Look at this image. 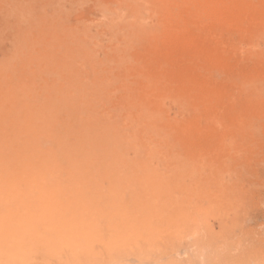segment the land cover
Instances as JSON below:
<instances>
[{
    "label": "rangeland",
    "instance_id": "rangeland-1",
    "mask_svg": "<svg viewBox=\"0 0 264 264\" xmlns=\"http://www.w3.org/2000/svg\"><path fill=\"white\" fill-rule=\"evenodd\" d=\"M155 1L149 6L147 0H0V65L11 63L21 73L32 74L39 64L59 66L62 58L63 63L75 64L83 81L70 80V86L62 80L68 75L65 72H59L64 77L55 80L61 70L57 66L55 74L42 77L46 81L28 80L34 86L30 87V102L56 100V108L61 104L69 110L70 106L69 111L55 108V118L59 124H74V119L84 122L85 116L78 112L84 97H97L92 108L100 116L94 114L95 118L114 121L127 137L124 162H115H129L127 167H116L118 172L114 170L112 176L111 172L94 175L96 183L90 180L81 189L85 196L88 191L91 196L97 193L95 205L101 199L114 201L115 220L126 217L127 226L139 234L31 236L30 241L29 236H2L0 251H7L4 246L10 238L9 256L16 248L20 262L16 255L5 260L8 253L1 252L0 264H264V0ZM133 2L138 15L131 12ZM127 22L130 29L131 24H138L137 31L130 32L128 24H123ZM82 44L89 54L84 61L74 47ZM68 47L75 54L71 56ZM96 78L107 89L101 91L94 85ZM46 84L58 89L52 91ZM56 91L59 94H50ZM177 161L184 166L178 170L180 175L172 168ZM136 163L140 167L145 163V167L139 170ZM147 165L155 174L151 168L145 171L149 176L143 174ZM3 176L0 219L5 212L4 220L15 212L9 205L11 195L27 192H18L16 184L12 187L4 181L11 175ZM32 192L27 196L40 199L47 195L38 198V192Z\"/></svg>",
    "mask_w": 264,
    "mask_h": 264
},
{
    "label": "bare ground",
    "instance_id": "bare-ground-1",
    "mask_svg": "<svg viewBox=\"0 0 264 264\" xmlns=\"http://www.w3.org/2000/svg\"><path fill=\"white\" fill-rule=\"evenodd\" d=\"M130 2H132V1H130ZM147 2L150 3V0L149 1L147 0ZM153 2H151L148 5L149 6L152 5ZM128 5H130V6H128ZM128 5L126 7L132 8L131 4H128ZM133 5H134V9L132 8L131 12L132 11L133 12H136V11L139 12L138 10H135L136 9L135 3ZM149 6H148V8H149ZM144 8L146 9L145 6H144ZM17 14H16V16H17ZM133 15H135V14L133 13ZM137 15H138V13H137ZM123 24L129 25V26L127 25V28L130 30V32H132L131 30L134 31V29H136L135 31H137V28L139 26L138 24H136V25L131 24L132 29H130V24L128 22L123 23ZM134 25H135V28H134ZM6 27H5V29H6ZM139 28H141V27H139ZM2 29H4V28H2ZM138 30H140V29H138ZM255 30H257V29H255ZM255 30H253V31H255ZM1 32L3 33L4 31L1 30ZM48 33H50V31L47 32V34ZM253 33H255V32H253ZM249 34H250V32H249ZM52 36H54V34ZM18 37H20V36H18ZM52 39H53V37H52ZM71 39H73V38H71ZM47 41L49 42L50 39ZM71 42H69V43L71 44ZM66 45L67 44L65 43V45H64L65 48H66ZM79 46H78V48H77V46H74V47H76L78 53L80 52L82 54L81 56L83 58H81V59L86 60L87 59L86 56L88 57L89 54L83 48V44L80 47ZM72 47H73V45H72ZM72 47L67 48V49H69V52H71ZM52 50H53V48H52ZM74 51H76V50H74ZM74 51H72L73 54H75ZM72 52L70 53L71 56H72ZM50 53L53 54L54 51L50 52ZM57 54L58 53H56V55ZM65 54H67V52ZM45 56H46L47 60L49 61L47 54ZM48 56H49V53H48ZM67 56L68 55H66L65 57H67ZM65 57H64V60L66 61ZM69 57H70V55H69ZM73 57H76V56H73ZM50 58H52V57H50ZM57 58H61V57H57ZM61 59L60 60L58 59V61H60L62 64H59V66L57 65L58 68L60 67L61 70H59L57 68L59 71L57 70V76H56L55 80L58 79V76L61 79L64 77V76L61 77L59 75V72H60V74L65 72L68 74V75H66V77H67V80L69 81V83L65 79L66 77L62 79L65 81L64 83L67 82V84L70 85V80H71V83H73L72 80H76V81L81 80V81H79V83L80 82L83 83L82 79L78 76V74H79L78 68L75 66V64H72L73 62L70 61V60H72V58L70 57V60H69L70 62H65V63H63L61 61ZM40 60H41V58H40ZM75 60H73V61H75ZM44 61H46V60H44ZM89 62H91V61L89 60ZM80 65L82 67V63ZM56 67H55V63H48L47 62V63H43V65L39 64L38 66H36V70L32 74L31 73L25 74V73H21L20 70L18 69V67L16 65L11 64V63L10 64L5 63V64L0 65V174H2V175L4 174V176H5V174H7L8 176L11 175V178L9 177L8 179H5L4 181L11 182L12 185L16 184L17 188L15 187V190L17 189L18 192H20V191L27 192L25 195H21V194L18 195L16 193L17 191H15V190H14L15 192L13 191V193H16L15 194L16 198L14 199L15 195H11L12 197L14 196L13 198L11 196L10 197L13 199L12 204H14V206L12 204H10L11 202L9 203L7 201L8 199H5L7 201V204L9 203L10 206L15 208V212H13L12 215L10 214L11 217L8 214V218L4 219V220L2 218H4L5 212H3V215H2L3 217H1L2 220L0 219V237H2V236H7V237H9V236L10 237L11 236H14V237L15 236H19V237L20 236H29L28 239L30 241L31 236H136V235H139L136 233H135L136 235L134 234L135 228H132L133 229V231H132V229L130 227H128L129 224L126 223V220H125L126 217L122 218V220L124 219L125 222H123L124 220L123 221L115 220V219H117L115 217L118 215L117 214L118 212L113 213L115 210L117 211V209H115V207L113 205L114 201L112 203H111V201H109V202L107 201V203H105L101 199L100 201L98 200L99 201L98 205L97 204L95 205L94 202H96L97 200L94 199V196L97 193L94 194V196H91L92 194L90 195V193L92 191H88L87 193L90 192L88 195L89 197H88L87 195L85 196L86 193L84 194L83 193L84 190L81 189L82 186L84 185V183H87L90 180H92L94 182V180H95L94 175L97 176L100 173H101V175L103 173L104 174L107 173V175H109L111 172L112 173L111 176H112L114 170L117 171V168L119 166L123 167L122 165L126 164V163H123L124 162L123 161L124 160L123 152L125 151V150H123V145H125V143H127L126 141L128 139H127V137L126 138L124 137L121 130L119 129L120 127L114 121L109 120L108 118L106 120V119H104V116H102L101 118H97V119L95 118L96 112L93 111L92 103H94V101L96 102V100L98 102L99 98H97V97L92 98L93 96L91 97V95H90V97L85 96L84 97L85 104L80 99L81 103H83V107H81L79 105L81 108L78 110V109H76L75 106H73V108L78 110V112L81 114V116L88 117L89 120H87V118H86L87 121H85L84 120L85 117H84V119H83L84 122L79 123L81 121L80 120L79 122L75 123V121H74L75 119L73 117L75 112H73L72 116H71L72 118L70 116L69 117L71 120L74 119V120H72L74 122V124H71V123L65 124V121H63V123H61L62 125L59 124L60 121L57 119L58 117L55 116L56 115L55 111L56 110L62 111V108L65 106L63 105L61 107V104H59L61 109H57V108H59V106L56 108V106L58 105V104H55L56 100H52V97H50L52 102H49L50 101L48 99L49 93H47V91L45 93V94H47V95H45V98L47 96V99L49 101L47 103L42 102V101L39 102L40 104L45 103L44 106L40 105V104H38V105L34 104L33 101L30 102V97L32 96L30 94V92H31L30 87L33 85H31V84L29 85L27 83L28 80H30V82H31V80H33V83L37 82V80H39L38 82H41V81L43 82V80L46 81V80H48V78H43V80H41L42 77L50 75V74H55L56 72L54 70ZM95 68L100 69L99 66H95ZM13 80H18V81L20 80V82H21V80H23L26 82H23V83L19 82L20 84H16V82H17L16 81L14 84ZM50 80L55 83L54 79L50 78L49 81ZM83 80H85V79H83ZM94 80H96V81H94L93 84L99 85V84H97L98 83L97 81L101 80V79L96 78ZM50 82H49V84H51ZM90 83L88 82L87 84H90ZM49 84H46L45 86H47V85L50 86ZM90 85H92V84H90ZM35 86H37V85H35ZM51 86H50V88L52 89V91H55V89H58L57 87L55 88V86H54L55 89ZM70 86H72V84ZM81 86L83 87V86H85V84H83ZM100 87H101V91H103V89H107V86L105 88H102L103 86H100ZM60 88L63 90V88L61 86H60ZM65 88H67V87L65 86L64 89ZM75 88L76 87H74V89ZM89 88H91V87H89ZM47 89L49 90V88H47ZM76 89H77V91L82 92V88H80L79 86ZM84 89H85V87H84ZM175 89H176V87H175ZM68 90H70V92H71V89H68ZM86 90H88V89L86 88ZM58 91H60V89ZM91 91H93V90H91ZM80 92H79V94H80ZM62 93H63V91H62ZM39 94H40V92H39ZM50 94L57 95L59 93L57 92V93H50ZM65 94H67V93H64L63 96L66 98ZM104 94L106 95V93L101 92L100 95L104 96ZM36 96H37V94H36ZM67 96H68V94H67ZM42 97L44 98L43 95H42ZM71 97H70V99H71ZM73 97H74V95H73ZM35 99L37 101V98H35ZM69 101H72V99ZM69 101H67V102H69ZM74 101H75V99H74ZM63 104H65V103H63ZM100 104L101 103H99L98 106ZM74 105H77V104H74ZM68 106H69V104H68ZM98 106H97V108H98ZM55 108H56V110H55ZM65 108H66L65 110H68L67 105ZM68 108H69V110L71 109L70 106ZM63 111H64V109H63ZM77 115H79V114H77ZM98 115L100 116V114L97 113L96 116H98ZM58 116H59V114H58ZM55 117H57V118H55ZM55 119H57L56 122H55ZM63 119H64V117H63ZM79 119H81V118H79ZM79 119H76V120H79ZM71 120H70V122H71ZM243 138H245V137H243ZM126 159L127 158L125 157V160ZM119 161H123V162L115 163V162H119ZM125 162H127V160ZM128 163L124 166L127 167ZM176 163H177V165L179 164L178 161ZM144 165H145V163H144ZM144 165L141 167H145ZM150 165H151V163H150ZM177 165L176 166L172 165L175 167V168L174 167H172V168L174 169V171L178 172V170H179V172H180L184 166L182 167V165L181 166L178 165V166H180V169H178ZM137 166H139L138 169L141 170L140 165H137V163H136V167ZM151 167H149V165H147L146 168L142 170L143 174L148 168H151ZM172 168H170V169H172ZM151 169H149V170L152 172L153 169L152 170ZM139 170H138V173H139ZM116 171H114V173ZM131 171H133V170H131ZM153 171L155 174V170H153ZM174 171L172 170L173 174L176 173ZM146 172H145V174L148 175ZM179 172L176 174L180 175ZM157 174H158V172H157ZM101 175H99V176H101ZM150 175H152V174H150ZM12 176H14V178H12ZM99 176H97V177H99ZM150 178L152 180V177H150ZM105 179H107V178H105ZM141 182H142V179H141ZM179 182H180V180H179ZM94 183H96V182H94ZM97 183H99V181ZM142 183H144V182H142ZM12 185H9V186H12ZM175 185H178V183H176ZM98 186L99 185H97V187ZM12 187H14V185ZM128 187H129V185H128ZM128 187H127V189H128ZM86 188H87V186H86ZM99 188H100V186H99ZM142 189L143 188L141 187L140 190H142ZM147 189H148V187H147ZM32 191H35L36 193L38 192V195L36 196L38 198L42 194L47 193V195L44 197H41L40 199L33 197V195H32V197L31 196L28 197L29 195H31L30 193H33ZM114 192L116 194V191H113V193ZM113 193H112V195H113ZM141 193H142V191H141ZM143 193H145V192H143ZM27 194H28V196H27ZM66 194H68V196L64 198L63 196ZM2 196H4V195H1L0 198H3ZM60 196H62L63 199H61ZM102 197H103V195H102ZM116 197H118V195ZM144 198H146V197L144 196ZM93 199H94V201L92 203ZM98 199H99V197H98ZM111 199H109V200H111ZM101 201L105 204L103 205V203ZM117 201H118V203H115V206H117V204H119L120 198H118ZM45 204L46 205L48 204V206H46ZM0 205H1V203H0ZM124 206H125V204H124ZM124 206H123V208H124ZM118 207H116V208H118ZM120 207H122L121 203H120ZM11 208L9 207L10 211L12 212ZM113 209H115V210H113ZM3 210L5 211V209H3ZM118 211L121 212L120 209H118ZM122 214H123V212H122ZM125 215H126V213H125ZM0 216H1V214H0ZM128 216H127V218H128ZM130 217L131 216H129V218ZM135 219L138 220V218H135ZM131 222H134V220L131 219ZM139 222H142V221H139ZM140 225L142 226V223H140ZM137 226H139V225H137ZM11 230H13L15 233L12 234ZM143 231H141L140 235H144V233L142 234ZM147 232H148V230H147ZM139 233H140V231H139ZM146 235H147V233H146ZM149 235L150 234L148 233L147 236H149ZM173 236H176V234ZM14 237L11 238V241H12V239H14ZM9 239L7 241L10 242ZM16 239H18L20 241V238L16 237ZM23 239H22V242H23ZM78 240H79V238H78ZM0 241H1V239H0ZM7 241H6L7 246H4V247H6L5 250H7V251L3 252L1 249L0 253L1 252H3V254L8 253L9 245L7 244ZM47 242H49V241H47ZM71 242L72 241H70V244H72ZM86 242H87V240L85 239V243ZM30 245H29V248H30ZM47 245L50 246L48 243H47ZM10 246H11V244H10ZM88 246H90V245L88 244ZM26 247L28 249V245ZM52 247H53V249L51 251H54L55 246L51 245V248ZM15 250H16V248H14V251ZM30 250H32V248ZM30 250H27V251H30ZM11 251H13V249ZM14 251L11 253V255L13 254L12 256H9L10 254L8 253V257H7L8 259H5V260H9V258L11 260H13V257L16 255L15 258H17V259H15V260H17L18 261L17 263H19L20 259L18 260V257H17L20 255V254L18 255L19 250H17L16 252H14ZM27 251H26V254H28ZM72 251L73 250H71L70 252H72ZM106 251H107V249H106ZM45 255H47V254L45 253ZM80 255L82 256V254H80ZM3 256L4 255H2V257ZM75 256H76V254H75ZM0 257H1V255H0ZM45 257H47V256H45ZM5 262L6 261H4V263ZM9 262H11V264H17L15 261H9ZM7 264H9V263L7 262Z\"/></svg>",
    "mask_w": 264,
    "mask_h": 264
}]
</instances>
